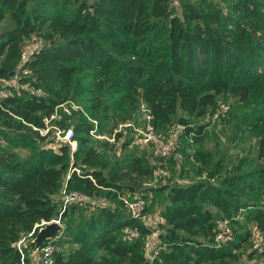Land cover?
Masks as SVG:
<instances>
[{
	"label": "trees",
	"instance_id": "1",
	"mask_svg": "<svg viewBox=\"0 0 264 264\" xmlns=\"http://www.w3.org/2000/svg\"><path fill=\"white\" fill-rule=\"evenodd\" d=\"M57 1L47 11L43 0H0V88L14 90L0 101V262H27L15 245L20 238L33 229L34 238L37 224L53 218L62 222L81 209L84 219L74 231L66 225L45 242L55 245L53 264L237 261L236 251L251 236L248 224L264 230V0H180L177 8L170 0ZM31 34L41 42L25 64L34 81L18 75L22 45ZM15 76L31 90L3 82ZM141 96L157 132L179 114L190 120L211 116L222 102L229 105L226 116L235 106L236 126L258 136V163L247 173L240 172V165L226 173L222 158L195 149L190 157L205 178L158 189L167 192L152 258L144 243L154 229L133 218L117 199L123 194L133 199V183L140 185L139 180L151 176V166L130 155L128 163L107 167L97 147L88 145L92 123L80 111L59 122L69 127L65 121L75 120L73 153L67 143L49 147L53 139L33 129L42 127L58 104L72 100L98 121V132H111L117 122L131 118ZM190 120L181 137L199 142L207 125L193 127ZM127 130L134 138L132 129ZM102 144L109 146L105 140ZM71 155L80 174L69 173ZM103 189L113 204L95 201L92 207L70 203L63 208L64 191L95 198ZM219 218L231 230L221 243L215 241ZM131 228L138 237L124 239ZM63 233L73 243L65 249L57 247L63 245Z\"/></svg>",
	"mask_w": 264,
	"mask_h": 264
},
{
	"label": "rangeland",
	"instance_id": "2",
	"mask_svg": "<svg viewBox=\"0 0 264 264\" xmlns=\"http://www.w3.org/2000/svg\"><path fill=\"white\" fill-rule=\"evenodd\" d=\"M43 2L44 9L50 11V9H52V6L56 5V3L57 5H59L61 1L53 2V0H43ZM31 4L32 3H30L29 5ZM69 8H71V5L67 7V9ZM36 12H40V9H36ZM42 39L43 38H41V41ZM7 81L8 80H3L4 83H6ZM80 99H84V97ZM140 99L146 102L144 96H141ZM228 100L232 105H235L234 99L229 98ZM115 115L116 119L119 120L120 117L117 112H115ZM180 117H183L185 120H190V118L184 114H179L178 118ZM190 121H192L193 127H196L198 124L202 123L207 125L203 138L199 142H193L190 138L186 139L185 137H181L183 127L178 124L177 119L176 122L171 123L164 129L157 132L162 137H169L175 141V145L172 151L168 155L164 156L158 154L156 152V149H154L152 146H142L136 143L134 141V138H131V133H129L128 130L122 132V134H120L116 139V136L118 134L117 133L114 141L108 140V138L112 135L113 129L117 127V125L122 121L117 122L112 127L111 132H101V135H104L105 137L96 138L91 136V141L88 144L97 147V151L103 156L102 159L106 163L107 167H110L111 165L113 166L116 161H120V163L122 164L128 163L129 160L127 158L130 155L143 158L144 164L151 166V176L143 177L142 180L137 179L141 181L140 185H137L136 182L133 183L135 187V193L144 195L146 198L147 205L145 208V219L142 223L146 225V227H150L155 231L152 235H150V238L152 239H150L151 246L156 245L160 242L158 233L161 232V229L157 230V228L159 227L160 223L163 222L162 213L165 207V195L167 192V190L160 191L158 189L166 185L184 184L190 181L205 178L203 175H199L197 173L196 163L190 157L191 153L195 149L210 150L211 153H213L215 159L222 158L224 161L226 173L236 172L235 167L238 165L241 166V173H247L258 163V160L256 159V146L258 136L253 129L236 126V122L239 121V116L236 112L235 106L228 116L225 115L219 120H212L211 116H206L203 119H192ZM65 122V125L72 127V125L75 123V120L70 119ZM110 124L112 125L111 121ZM48 138L53 139L52 131L49 133ZM104 140L108 141L109 146H104L102 144V141ZM46 143H44L45 146L47 145ZM18 151L23 154L25 153L24 150ZM159 163H162L163 167L168 170L169 177L164 178L160 176L156 177L153 175V170ZM122 183L128 182L122 180ZM240 187L241 185L238 184L234 187V191L239 192ZM109 197L111 196L107 194V190L103 189L95 196V201H99L98 203H103V201H106L109 204H113L115 200ZM122 197H126V194H123ZM122 197L119 196L117 197V199L120 201ZM263 200L264 194L261 197V201ZM89 206L92 207L94 206V204ZM83 217L84 212H82L81 209L69 215L62 222L60 221V224L62 225V228L67 225L74 231L76 226L80 224L84 219ZM224 221L226 222V220H224L223 218H219L217 220V226H219ZM247 229L251 231V236L248 241L244 242L241 248L236 251L238 256L237 261L226 259L225 262L214 261L204 262L201 264H239L242 262H247L249 264H264V258L259 254H254V252L252 251V236L254 231L259 228L254 222L248 224ZM61 237L63 245L57 246L58 248L65 249L73 244L67 233H63ZM33 239L34 238H32L30 235L28 237H22V243L20 244V253L22 259L26 257L28 261L24 262L23 260L19 264H41L39 261L40 257L38 255V251L36 253H33ZM0 264L2 263L0 262Z\"/></svg>",
	"mask_w": 264,
	"mask_h": 264
},
{
	"label": "built area",
	"instance_id": "3",
	"mask_svg": "<svg viewBox=\"0 0 264 264\" xmlns=\"http://www.w3.org/2000/svg\"><path fill=\"white\" fill-rule=\"evenodd\" d=\"M180 0H170V4L172 7L177 8L179 6ZM40 39L37 35L31 34L29 39L23 43L22 45V51H21V57L19 61V71L18 75L20 77H31V79L34 81L36 77L34 76L32 70L25 66L26 62L30 58L33 51L39 46ZM17 75V76H18ZM17 76H15L12 79H9L6 84L10 85L16 89L23 88L31 90V87L28 83H19L17 82ZM35 93L43 94L40 90H33ZM14 90L11 88L1 87L0 88V101L2 99L8 98L10 95H12ZM80 111L82 114H84L87 119L92 123L91 129L88 131L90 136L96 137V138H102L105 137L104 135H101V133L98 132V121L95 118L90 117L87 112L84 110V108L76 103L75 101L68 100L63 103L58 104L54 111L50 114V116H47L43 119V126L42 127H35L33 126V129L38 131L39 135L45 136L49 135V133L52 131L53 141L54 143H50L49 146H53V148H56V146L59 143H67L70 147L71 153H73L76 150V140L73 138V128L72 127H63L59 123L63 116H72L74 112ZM229 111V105L226 103H219L218 108L213 112L211 115L212 120H219L223 118ZM152 115L150 108L147 106L146 102H144L142 99L139 100L138 107L136 111H134L131 115V118L129 120L123 121L120 124L117 125L113 129L112 135L108 138L110 141L115 140V135L117 133H122L127 129H132L134 141L142 146H152L154 149H156V152L160 154L161 156L168 155L172 149L174 148L175 141L169 137H162L157 133L155 130L153 123H152ZM73 157L71 155V166H70V172H76L77 174L81 173V170L73 165ZM67 174V177H69L70 174ZM154 176H160L167 178L169 177V172L167 169L163 167L162 163H159L153 170ZM90 179H93L91 175L88 176ZM121 201L123 203L124 209L133 217L136 219H141L142 221L145 219V208L147 205L146 199L142 197L141 195L136 194L133 199H129L128 197H122ZM62 202H63V208H65L66 205L70 203H79V204H87L92 205L95 203V198L93 196H90L86 193L79 192V191H64L62 196ZM262 206L264 208V200L262 201ZM56 221L60 223V218H53L50 221H42L40 224H37L35 226L39 227L43 226L44 224ZM34 231V229H33ZM29 233L31 235L33 233ZM231 230L229 225L224 221L221 223L218 228L215 235V241L217 243L224 242L230 235ZM139 235L138 230L136 228H131L127 231V233L124 236V239L132 240L137 238ZM152 235V234H151ZM146 240L144 243V248L146 251V255L149 258H152L154 256V253L156 254V251H153V246L150 245V235H146ZM152 240V239H151ZM22 243V238H20L15 245H17V248L21 252L20 244ZM252 250L256 253L261 255L264 253V230L256 229L252 236ZM55 251V245L52 242L44 243L40 246L38 249V255L40 257L39 261L41 264H53V253Z\"/></svg>",
	"mask_w": 264,
	"mask_h": 264
},
{
	"label": "water",
	"instance_id": "4",
	"mask_svg": "<svg viewBox=\"0 0 264 264\" xmlns=\"http://www.w3.org/2000/svg\"><path fill=\"white\" fill-rule=\"evenodd\" d=\"M11 75H15L12 71ZM178 124L182 127L186 125V120L183 117L178 118ZM62 230V225L59 222L51 221L44 226L40 227L33 239L34 248L33 253H36L41 245H43L47 240L54 238Z\"/></svg>",
	"mask_w": 264,
	"mask_h": 264
}]
</instances>
